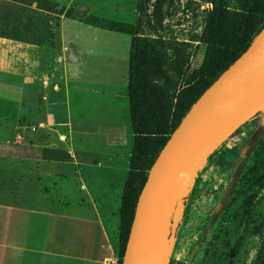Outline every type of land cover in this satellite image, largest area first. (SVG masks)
<instances>
[{
  "label": "crops",
  "instance_id": "obj_1",
  "mask_svg": "<svg viewBox=\"0 0 264 264\" xmlns=\"http://www.w3.org/2000/svg\"><path fill=\"white\" fill-rule=\"evenodd\" d=\"M60 40L0 62V161L29 164L0 168V264H118L133 33L73 18Z\"/></svg>",
  "mask_w": 264,
  "mask_h": 264
},
{
  "label": "rangeland",
  "instance_id": "obj_2",
  "mask_svg": "<svg viewBox=\"0 0 264 264\" xmlns=\"http://www.w3.org/2000/svg\"><path fill=\"white\" fill-rule=\"evenodd\" d=\"M246 2L226 0L225 41L235 37ZM212 10V0H0V62L20 53L18 41L59 44L62 24L73 18L128 30L155 46L150 101L172 122L204 60ZM263 120L264 111L241 126L189 180L166 218L169 264H264ZM2 167L29 164L0 161Z\"/></svg>",
  "mask_w": 264,
  "mask_h": 264
},
{
  "label": "water",
  "instance_id": "obj_3",
  "mask_svg": "<svg viewBox=\"0 0 264 264\" xmlns=\"http://www.w3.org/2000/svg\"><path fill=\"white\" fill-rule=\"evenodd\" d=\"M264 111V26L201 94L156 158L140 193L122 264H169L164 203L175 202L210 156Z\"/></svg>",
  "mask_w": 264,
  "mask_h": 264
},
{
  "label": "trees",
  "instance_id": "obj_4",
  "mask_svg": "<svg viewBox=\"0 0 264 264\" xmlns=\"http://www.w3.org/2000/svg\"><path fill=\"white\" fill-rule=\"evenodd\" d=\"M212 3V19L204 35V41L207 43L204 60L192 73L194 83L189 89L186 108L180 109L172 122L163 112L156 110L150 101V73L153 65L158 64L155 46L148 38L133 34L129 97L136 139L130 158L129 175L124 186L118 264L123 263L140 193L162 148L192 104L249 47L264 26V0H247L235 37L230 42L225 41L228 17L226 0H212ZM157 10H161L160 2Z\"/></svg>",
  "mask_w": 264,
  "mask_h": 264
},
{
  "label": "bare ground",
  "instance_id": "obj_5",
  "mask_svg": "<svg viewBox=\"0 0 264 264\" xmlns=\"http://www.w3.org/2000/svg\"><path fill=\"white\" fill-rule=\"evenodd\" d=\"M164 207H165V211H164L165 217H167L174 212V210L176 208V202L173 199L168 198L164 203ZM176 211H177L176 216H179L181 214V211H182V205H178ZM171 245H172V238L169 239L168 247L170 248Z\"/></svg>",
  "mask_w": 264,
  "mask_h": 264
}]
</instances>
